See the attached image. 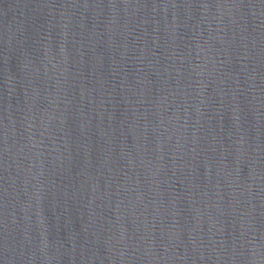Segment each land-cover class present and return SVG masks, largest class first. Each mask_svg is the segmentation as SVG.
Here are the masks:
<instances>
[{"label": "water", "instance_id": "water-1", "mask_svg": "<svg viewBox=\"0 0 264 264\" xmlns=\"http://www.w3.org/2000/svg\"><path fill=\"white\" fill-rule=\"evenodd\" d=\"M0 264H264V0H0Z\"/></svg>", "mask_w": 264, "mask_h": 264}]
</instances>
